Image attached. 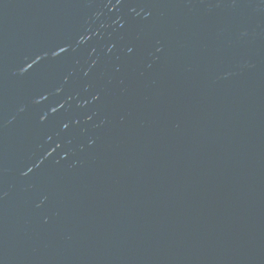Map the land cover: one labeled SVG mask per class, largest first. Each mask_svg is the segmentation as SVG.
I'll return each mask as SVG.
<instances>
[{
	"label": "water",
	"instance_id": "obj_1",
	"mask_svg": "<svg viewBox=\"0 0 264 264\" xmlns=\"http://www.w3.org/2000/svg\"><path fill=\"white\" fill-rule=\"evenodd\" d=\"M0 264H264V0H0Z\"/></svg>",
	"mask_w": 264,
	"mask_h": 264
}]
</instances>
